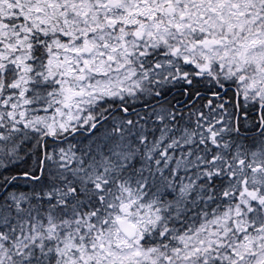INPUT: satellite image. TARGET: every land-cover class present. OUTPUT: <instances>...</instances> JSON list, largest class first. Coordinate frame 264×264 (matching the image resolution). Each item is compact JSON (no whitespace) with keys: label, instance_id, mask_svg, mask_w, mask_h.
I'll list each match as a JSON object with an SVG mask.
<instances>
[{"label":"snow or ice","instance_id":"snow-or-ice-1","mask_svg":"<svg viewBox=\"0 0 264 264\" xmlns=\"http://www.w3.org/2000/svg\"><path fill=\"white\" fill-rule=\"evenodd\" d=\"M0 264H264V0H0Z\"/></svg>","mask_w":264,"mask_h":264}]
</instances>
